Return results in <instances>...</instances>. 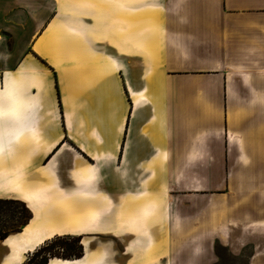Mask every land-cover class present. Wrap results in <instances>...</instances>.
<instances>
[{
  "label": "crops",
  "instance_id": "obj_1",
  "mask_svg": "<svg viewBox=\"0 0 264 264\" xmlns=\"http://www.w3.org/2000/svg\"><path fill=\"white\" fill-rule=\"evenodd\" d=\"M215 185L264 229V0H0V191L32 209L12 264L29 229L104 223L139 235L113 244L139 264L159 204Z\"/></svg>",
  "mask_w": 264,
  "mask_h": 264
},
{
  "label": "rangeland",
  "instance_id": "obj_2",
  "mask_svg": "<svg viewBox=\"0 0 264 264\" xmlns=\"http://www.w3.org/2000/svg\"><path fill=\"white\" fill-rule=\"evenodd\" d=\"M117 15L122 19L127 15L130 18H142L143 15L147 18L148 15L149 18L157 21L158 11L155 9L129 11V13L117 11ZM114 35L125 36L127 30L113 28ZM218 174L219 172H215V183L219 179ZM231 189L228 195V189L215 185L206 196L162 203L161 206L159 204L160 211L148 220L151 229L149 238L155 242H153L155 248L153 251V246L150 244L148 251L150 253L145 251V259L139 264H264V229H245L237 223L238 221L232 220L246 203L242 201L243 199H239L240 194L245 198L243 188L233 186ZM262 189L264 191V188ZM254 190L259 192L260 188H247L246 195ZM5 193L10 194L14 199H0V264H12L10 255L15 246L9 238L12 234L24 231L25 223L30 222L28 216H30L29 212L32 214V209L27 205L28 203L12 193L0 191V196ZM65 204L67 205V201H64V206ZM56 210H58L57 201L47 206L42 215L50 218ZM164 210L166 213L176 211L178 216L193 212L194 217L184 224L180 223L179 217H167L164 224V219L158 218ZM253 225L264 226V223L255 222ZM96 228L83 234L75 233L70 229L68 233L54 235L23 253H19V245L13 256L14 264H40L44 258H47L48 264H117L115 256H120L121 253L123 258L131 256L130 245L120 243L121 250L117 254L113 244L120 240L130 242L137 239L138 234L131 235L130 231L120 233L111 230L106 223L102 224L100 231V226ZM25 234L21 237L22 240ZM142 238L143 241H147L146 236ZM119 260L125 262L123 259Z\"/></svg>",
  "mask_w": 264,
  "mask_h": 264
},
{
  "label": "bare ground",
  "instance_id": "obj_3",
  "mask_svg": "<svg viewBox=\"0 0 264 264\" xmlns=\"http://www.w3.org/2000/svg\"><path fill=\"white\" fill-rule=\"evenodd\" d=\"M96 220L97 219H95L94 221ZM55 232H61V229L59 228L58 231L50 229H30L27 234H25V236L23 237V240L22 238H16V241L19 242L20 245L19 253H23L32 246L39 245L45 239L53 237L55 235Z\"/></svg>",
  "mask_w": 264,
  "mask_h": 264
},
{
  "label": "trees",
  "instance_id": "obj_4",
  "mask_svg": "<svg viewBox=\"0 0 264 264\" xmlns=\"http://www.w3.org/2000/svg\"><path fill=\"white\" fill-rule=\"evenodd\" d=\"M26 209H27V207H26ZM27 211H29L28 209H27ZM30 213V216H28L29 217V220H31V218H32V214H31V212H29ZM28 223L26 222L25 223V226L27 225ZM19 232H21V231H19ZM39 252H37V254H38ZM37 254L35 255V256H37ZM80 257V256H79ZM31 261H32V259H31ZM40 264H48L47 263V258H44L43 259V261L40 263Z\"/></svg>",
  "mask_w": 264,
  "mask_h": 264
}]
</instances>
